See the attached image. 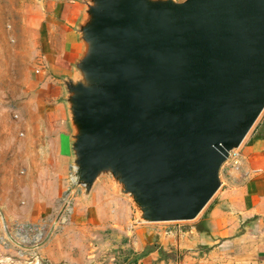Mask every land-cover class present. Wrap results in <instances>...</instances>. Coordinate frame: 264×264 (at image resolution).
Wrapping results in <instances>:
<instances>
[{
	"label": "water",
	"instance_id": "1",
	"mask_svg": "<svg viewBox=\"0 0 264 264\" xmlns=\"http://www.w3.org/2000/svg\"><path fill=\"white\" fill-rule=\"evenodd\" d=\"M62 79L72 182L112 178L134 223L195 219L264 110V0H85Z\"/></svg>",
	"mask_w": 264,
	"mask_h": 264
},
{
	"label": "crops",
	"instance_id": "2",
	"mask_svg": "<svg viewBox=\"0 0 264 264\" xmlns=\"http://www.w3.org/2000/svg\"><path fill=\"white\" fill-rule=\"evenodd\" d=\"M50 8L31 21L28 29L37 44L35 89L43 94L49 121L60 132L59 155L71 160L62 138L72 132L62 79L74 74L73 64L82 48L76 27L83 18L84 4L57 3ZM239 152V166L224 171L221 167L218 194L192 224H175L160 231L135 225L130 213L124 219L104 213L106 201L92 196L86 206L90 212L61 215L69 224L56 225L37 251L46 264H264V111ZM51 209L50 204L35 200L23 206L26 221L32 223L41 221L45 211L52 213ZM78 220L84 223L78 225ZM83 231L92 244L86 250L85 241L77 235ZM108 245L112 250L106 253L103 249Z\"/></svg>",
	"mask_w": 264,
	"mask_h": 264
},
{
	"label": "rangeland",
	"instance_id": "3",
	"mask_svg": "<svg viewBox=\"0 0 264 264\" xmlns=\"http://www.w3.org/2000/svg\"><path fill=\"white\" fill-rule=\"evenodd\" d=\"M83 1L0 0V264H46L37 251V245L49 238L56 225L69 224L62 220L64 216L90 212L86 206L92 196L106 201L108 205L102 208L104 213L115 214L118 219H124L130 213L133 223L136 219L134 201L128 194L120 192V186L111 177L102 176L99 185L93 189L95 195L90 192L84 198L82 189L72 182L69 156L61 157L58 153L57 133L60 132L49 121L48 103L35 89L39 62L35 38L29 35L31 31L28 30L31 21L41 18V12L51 10L52 4H83ZM246 137L237 149L240 150ZM62 138L67 152L69 137ZM221 167L224 171L233 166L227 159ZM218 190L193 220L138 223L155 227L158 231L175 224H192L212 202ZM34 200L50 204L53 210L50 214L45 211L41 221L32 223L26 221L23 206L25 202ZM114 202L117 205H113ZM83 223V220L77 221L78 225ZM77 235L85 241V250L92 247L87 233L83 231ZM105 248L103 251L106 253L112 250L110 245Z\"/></svg>",
	"mask_w": 264,
	"mask_h": 264
},
{
	"label": "built area",
	"instance_id": "4",
	"mask_svg": "<svg viewBox=\"0 0 264 264\" xmlns=\"http://www.w3.org/2000/svg\"><path fill=\"white\" fill-rule=\"evenodd\" d=\"M228 160L231 161V165L233 167H237L239 166L240 164V152L239 150L236 148V149H233L230 153H229V157H228Z\"/></svg>",
	"mask_w": 264,
	"mask_h": 264
}]
</instances>
